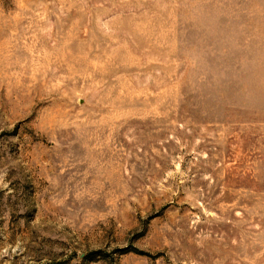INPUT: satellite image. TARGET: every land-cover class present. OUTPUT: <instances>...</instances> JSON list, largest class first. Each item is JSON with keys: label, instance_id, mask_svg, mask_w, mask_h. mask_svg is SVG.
I'll use <instances>...</instances> for the list:
<instances>
[{"label": "rangeland", "instance_id": "374dc122", "mask_svg": "<svg viewBox=\"0 0 264 264\" xmlns=\"http://www.w3.org/2000/svg\"><path fill=\"white\" fill-rule=\"evenodd\" d=\"M0 264H264V0H0Z\"/></svg>", "mask_w": 264, "mask_h": 264}]
</instances>
